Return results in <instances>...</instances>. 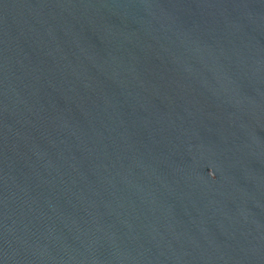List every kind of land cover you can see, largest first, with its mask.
Segmentation results:
<instances>
[{"label":"water","instance_id":"95a60500","mask_svg":"<svg viewBox=\"0 0 264 264\" xmlns=\"http://www.w3.org/2000/svg\"><path fill=\"white\" fill-rule=\"evenodd\" d=\"M0 264H264V0H0Z\"/></svg>","mask_w":264,"mask_h":264}]
</instances>
